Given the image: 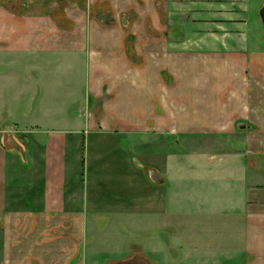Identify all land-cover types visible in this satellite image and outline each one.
Wrapping results in <instances>:
<instances>
[{
    "label": "crops",
    "instance_id": "0c3cea01",
    "mask_svg": "<svg viewBox=\"0 0 264 264\" xmlns=\"http://www.w3.org/2000/svg\"><path fill=\"white\" fill-rule=\"evenodd\" d=\"M250 6L0 0V264H264Z\"/></svg>",
    "mask_w": 264,
    "mask_h": 264
},
{
    "label": "rangeland",
    "instance_id": "374dc122",
    "mask_svg": "<svg viewBox=\"0 0 264 264\" xmlns=\"http://www.w3.org/2000/svg\"><path fill=\"white\" fill-rule=\"evenodd\" d=\"M263 3H264V0H250V5L251 6L248 7L247 12L245 14L246 21H247L248 32H249V36H250V39H251L252 42H256V39L259 36V34L262 36V40H263V37H264V26H263V24L261 22V19H260V16H259V10L263 6ZM100 10H103L104 13L107 12V8L106 7H102L98 11H100ZM127 20H129V19H126V21ZM121 23H122V20H121ZM128 29H130V25H129ZM147 31L150 32V33L153 32L152 21H149V23L147 25ZM128 44H129L128 48H129V50L131 52V58H133V57H135V54L133 52L134 44H133V39L131 40V37L129 38V43ZM262 44L264 46V41L262 42ZM53 67H57V65L55 64ZM233 145H234V143L231 142L230 146H233ZM259 162H261V161H259Z\"/></svg>",
    "mask_w": 264,
    "mask_h": 264
},
{
    "label": "water",
    "instance_id": "95a60500",
    "mask_svg": "<svg viewBox=\"0 0 264 264\" xmlns=\"http://www.w3.org/2000/svg\"><path fill=\"white\" fill-rule=\"evenodd\" d=\"M259 16H260L261 22H262V24L264 26V3H263V6L259 10ZM249 128H251V127L247 126L245 123H239L237 125V129L239 131H246Z\"/></svg>",
    "mask_w": 264,
    "mask_h": 264
}]
</instances>
